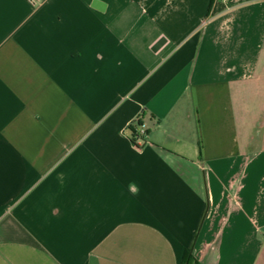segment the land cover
<instances>
[{
  "label": "crops",
  "instance_id": "crops-1",
  "mask_svg": "<svg viewBox=\"0 0 264 264\" xmlns=\"http://www.w3.org/2000/svg\"><path fill=\"white\" fill-rule=\"evenodd\" d=\"M187 250L264 264V0H0V264Z\"/></svg>",
  "mask_w": 264,
  "mask_h": 264
},
{
  "label": "built area",
  "instance_id": "built-area-1",
  "mask_svg": "<svg viewBox=\"0 0 264 264\" xmlns=\"http://www.w3.org/2000/svg\"><path fill=\"white\" fill-rule=\"evenodd\" d=\"M32 2H35L36 0H31ZM217 2H224V1H230V0H216ZM138 118L133 120L129 125H135L138 122ZM131 140L133 142V146L136 151L143 152L148 145V137H147V131L144 129L142 125H138L136 128V133L131 137Z\"/></svg>",
  "mask_w": 264,
  "mask_h": 264
},
{
  "label": "trees",
  "instance_id": "trees-1",
  "mask_svg": "<svg viewBox=\"0 0 264 264\" xmlns=\"http://www.w3.org/2000/svg\"><path fill=\"white\" fill-rule=\"evenodd\" d=\"M141 122L138 120V122L135 125H130V129H132V136L136 133V128L138 125H140ZM181 264H200L199 261L196 259V257L193 255V253L190 250H187L184 254L183 260Z\"/></svg>",
  "mask_w": 264,
  "mask_h": 264
}]
</instances>
